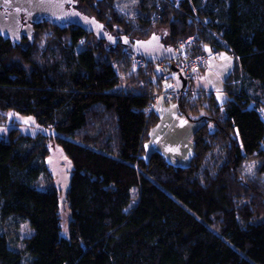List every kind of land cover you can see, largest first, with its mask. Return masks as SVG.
I'll list each match as a JSON object with an SVG mask.
<instances>
[{
	"label": "trees",
	"instance_id": "1",
	"mask_svg": "<svg viewBox=\"0 0 264 264\" xmlns=\"http://www.w3.org/2000/svg\"><path fill=\"white\" fill-rule=\"evenodd\" d=\"M80 1L115 37L164 42L168 34L174 48L198 34L196 51L231 52L228 97L176 99L186 114L209 100L190 164L176 166L158 150L145 158L157 64L124 78L114 59L134 56L129 48L76 25L41 23L54 30L43 50L35 38L23 48L0 35V111L54 129L73 164L66 236L57 189L39 184L50 174L44 137L0 134V264H264V190L240 175L256 155L264 173V0H139L135 19L116 0ZM17 220L33 229L22 248L6 230Z\"/></svg>",
	"mask_w": 264,
	"mask_h": 264
},
{
	"label": "rangeland",
	"instance_id": "2",
	"mask_svg": "<svg viewBox=\"0 0 264 264\" xmlns=\"http://www.w3.org/2000/svg\"><path fill=\"white\" fill-rule=\"evenodd\" d=\"M138 3L139 0H116L114 5L116 10L124 16L135 19L139 13ZM76 7L84 13L95 16L92 9L85 3L83 4L80 0H77ZM50 26V24H41V26L35 30L34 42L39 43L42 50L47 47V44H49L48 38L53 34V26ZM163 32L165 33L164 30L162 33ZM164 36V42L170 43V36H168V34H165ZM87 39V43L93 40L95 43L97 42L94 36H89ZM30 44L31 43L28 40H24L20 43L23 48L30 46ZM86 44L81 46L85 47ZM114 60L118 61L116 63L117 66L121 69L124 78H127V76L133 71L130 69H134L132 66L133 56L125 54ZM235 67V56L226 49L221 50L219 58L212 57L208 68L200 71L195 76L193 89L196 91L192 92V97L195 98L199 96V94L210 95V92L214 91L215 98L220 103L226 100L228 94L224 91L225 80ZM127 81V88H131L133 85L135 86V81L129 79H127ZM162 86L163 84H161V87ZM198 89L201 92L198 91ZM208 105L209 100H203L202 103L199 104L197 111L188 109V114H186L181 112L179 102L176 101V99L164 98L162 96L161 98H158L154 103L156 119L151 121L147 138L144 143V157L147 158V156L153 151L158 150L168 162H171L176 166H186L190 164L191 157L195 150L194 132L201 124L197 119L208 113L206 107ZM262 115L264 117V111H262ZM13 129L21 134L31 135L35 138L36 136L44 137L48 151H50L45 159L50 174L41 176L39 184L44 189H48L51 186L57 189L59 195L60 215L62 216L61 235L67 236L69 234V223L72 216L66 193L70 187V177L72 175L71 170L73 168L72 161L68 158L62 146L54 139L57 135L54 129L49 127L45 128L39 125L32 115H22L13 109L9 111L1 110L0 134L8 138ZM259 162L260 158L257 155L247 157L242 163L240 175L245 182L248 181L259 184L264 190V173L259 170ZM261 192L264 195V191ZM134 194L136 198V189H134ZM6 230H9V237L14 241L13 243H15L17 248H22L26 241L25 239L33 232L29 223L23 220L12 221L7 226Z\"/></svg>",
	"mask_w": 264,
	"mask_h": 264
},
{
	"label": "water",
	"instance_id": "3",
	"mask_svg": "<svg viewBox=\"0 0 264 264\" xmlns=\"http://www.w3.org/2000/svg\"><path fill=\"white\" fill-rule=\"evenodd\" d=\"M77 5V0H0V35L5 40H10L13 45L20 44L25 35L29 42L33 41L35 25L49 22L56 26L76 25L84 31L94 34L98 39H105L110 43L121 44L136 55L141 56L148 63L155 65L165 59H174V48L167 47L160 35L141 40H132L125 36L115 37L103 28L98 17L82 12ZM4 9L9 10L6 12ZM22 12L28 14V24L21 28L19 17ZM157 69V67H156ZM164 72L157 69V77L161 78ZM180 89L187 83L184 73L176 76Z\"/></svg>",
	"mask_w": 264,
	"mask_h": 264
},
{
	"label": "built area",
	"instance_id": "4",
	"mask_svg": "<svg viewBox=\"0 0 264 264\" xmlns=\"http://www.w3.org/2000/svg\"><path fill=\"white\" fill-rule=\"evenodd\" d=\"M182 0H176L181 3ZM198 34H190L184 38H180L174 45V52H176L174 59H165L157 63L159 69H162L163 86L155 95L153 103L148 107V111L154 109V103L158 98L164 97L169 99H177L179 97H186L191 92L196 91L193 89V81L195 76L202 70L208 68L210 59L212 57L219 58L221 50L213 49L208 52L196 51V44L198 42ZM223 44L227 45L224 40ZM148 62L141 56H133L132 66L134 69L145 66ZM179 73H184L187 83L184 88L180 89L177 85L176 76ZM198 91H200L198 89ZM201 92V91H200Z\"/></svg>",
	"mask_w": 264,
	"mask_h": 264
},
{
	"label": "flooded vegetation",
	"instance_id": "5",
	"mask_svg": "<svg viewBox=\"0 0 264 264\" xmlns=\"http://www.w3.org/2000/svg\"><path fill=\"white\" fill-rule=\"evenodd\" d=\"M6 12H8L9 10H7V9H4ZM19 20H21V28H23V27H25L27 24H28V22H30V20H28V14L27 13H25V12H22L21 13V15H20V17H19ZM44 23V22H43ZM39 27V24L38 25H35V30H37V28ZM34 30V31H35ZM36 32V31H35ZM24 40H28L29 41V39H28V37H27V35H25L24 36V38L22 39V41H24ZM21 41V42H22Z\"/></svg>",
	"mask_w": 264,
	"mask_h": 264
},
{
	"label": "crops",
	"instance_id": "6",
	"mask_svg": "<svg viewBox=\"0 0 264 264\" xmlns=\"http://www.w3.org/2000/svg\"><path fill=\"white\" fill-rule=\"evenodd\" d=\"M204 70H206V69H204ZM194 83H195V81H194Z\"/></svg>",
	"mask_w": 264,
	"mask_h": 264
}]
</instances>
